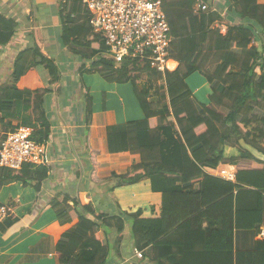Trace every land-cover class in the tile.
<instances>
[{"label": "trees", "instance_id": "obj_1", "mask_svg": "<svg viewBox=\"0 0 264 264\" xmlns=\"http://www.w3.org/2000/svg\"><path fill=\"white\" fill-rule=\"evenodd\" d=\"M160 1L170 28L169 57L179 65L174 72L164 74L151 70L140 58L123 59L120 64L105 58L107 48L100 36L92 34L82 0H67L59 11L62 44L83 61L79 73H96L109 83H130L144 115L142 121L107 129L110 154H148L129 173L112 174L111 178L120 179L116 182L119 187L151 177L161 178L167 186L159 218L127 215L134 247L154 264H166V259H172L168 264H264V241H259L253 252L235 253L233 247L235 229L259 233L261 225L264 164L238 142H264V6H257L256 0H233L236 24L212 12L208 4L201 10L197 0ZM215 23L227 27L226 35L210 30ZM13 35V20L0 11V47ZM41 67L48 74L47 83L39 74ZM194 73L204 76L209 85L208 104L196 102L185 83ZM11 77L10 85L0 86V129L9 127L12 133L20 127L32 128L31 139L45 148L51 128L44 110L45 97L51 91L46 84L58 87L57 66L31 44L16 56ZM82 94L88 125L91 97L85 87ZM12 120H17L14 126ZM9 133L0 131V142ZM140 134L151 139L146 146L139 144ZM226 147L240 152L232 161L235 184L203 172V168L216 169L224 162ZM181 149L190 153V167L166 165ZM87 153L94 173L97 151L87 145ZM43 162L19 170L0 167V190L17 182L33 183L39 190L48 173ZM177 184L181 186L178 190ZM51 207L60 225L76 222L57 242L59 264L109 262V231L114 228L121 235L125 226L122 218L99 213L90 198L81 203L57 196ZM204 222L206 228H202ZM190 241L202 248L194 249ZM158 248H164L163 256L155 253Z\"/></svg>", "mask_w": 264, "mask_h": 264}, {"label": "crops", "instance_id": "obj_2", "mask_svg": "<svg viewBox=\"0 0 264 264\" xmlns=\"http://www.w3.org/2000/svg\"><path fill=\"white\" fill-rule=\"evenodd\" d=\"M66 1L0 0L1 13L14 22L13 38L6 46L0 47V86L11 84L13 62L16 56L31 44L36 45L44 58L54 61L60 75L58 87L46 84L51 90L45 97L44 106L51 123L43 157V164L48 170L47 178L41 182L39 190L34 188L33 183L21 182L3 186L0 190V204L8 209V217L0 222V264H59L57 242L76 222L63 226L59 224L51 207L52 200L57 196H65L81 203H86L87 198H90L99 213L120 217L125 221L121 235L116 234L114 228L109 231L108 239L112 248L107 264H154L149 259H143L141 253L135 249L127 215H135L140 219L159 218L162 194L167 186L159 177L145 178L133 185L116 186L120 179L111 178L112 174L121 176L129 173L132 166L140 163L143 157L147 159L148 154L131 151L110 154L106 145L108 128L124 127L128 123L142 121L143 112L137 100L124 102L120 99V102H117L118 96L128 94L127 86L130 83L118 86L105 81L101 76L99 80L97 78L96 85L107 93H102L104 102L93 101L91 81L96 73H79L83 61L68 51L60 38L62 26L59 11ZM232 2L233 0H197V4H208L212 12H217L225 20L237 24L238 19L232 17ZM256 4L264 6V0H256ZM210 30H218L222 35L227 33V27L220 23L213 24ZM167 66L168 72H174L179 65L169 57ZM38 71L44 82L49 80L44 68H38ZM185 83L196 102L208 104L210 89L204 76L194 73ZM83 87L91 97V117L88 125ZM110 89L111 94L108 93ZM16 121L12 120V126ZM173 126L180 134L176 119H173ZM8 128L0 129L1 134L9 133ZM138 138L141 146H146L151 141L143 134L138 135ZM87 145L97 151L98 165L94 173L90 166ZM238 146L259 164H264V142L252 144L240 140ZM239 156L237 148H224V162L220 163L217 169L223 166L235 169L232 161L237 160ZM191 161L190 153L181 149L172 162L166 161V165L189 168ZM213 170L215 169L203 168L205 174L218 178ZM180 187L179 184L176 185L177 190ZM262 197L259 233L254 230L235 229V253L253 252L257 249V243L264 241V191ZM68 204L71 205V201ZM206 227L207 222H204L202 228ZM183 236L187 238L184 232ZM191 244L194 242L190 241L189 245ZM201 248L198 242L194 244V249ZM155 253L163 256L164 248H158ZM166 260V264L172 263V259Z\"/></svg>", "mask_w": 264, "mask_h": 264}, {"label": "built area", "instance_id": "obj_3", "mask_svg": "<svg viewBox=\"0 0 264 264\" xmlns=\"http://www.w3.org/2000/svg\"><path fill=\"white\" fill-rule=\"evenodd\" d=\"M82 4L92 34L100 36L107 48L105 58L117 64L140 58L153 71H167L170 28L160 0H82ZM207 7L198 5L201 10ZM32 134V128L20 127L0 142V167L19 170L42 163L45 148L31 139ZM213 173L223 181L236 182L234 168L223 166ZM7 217V207L0 204V222Z\"/></svg>", "mask_w": 264, "mask_h": 264}, {"label": "rangeland", "instance_id": "obj_4", "mask_svg": "<svg viewBox=\"0 0 264 264\" xmlns=\"http://www.w3.org/2000/svg\"><path fill=\"white\" fill-rule=\"evenodd\" d=\"M94 77H92V81H91V85L93 87V95H94V102H104V97L102 96V93H107L105 90L103 91L99 86L96 85L97 82V78L98 80L100 79L99 75H93ZM118 86H123L124 84H117ZM128 87V94H124V96H118L117 97V102H120L119 100L123 99L124 102H136V99L134 97V94L132 92V89L130 87V85L127 86ZM111 89L109 90V94H111ZM130 234V233H129Z\"/></svg>", "mask_w": 264, "mask_h": 264}]
</instances>
